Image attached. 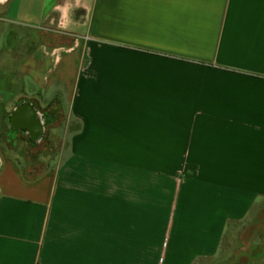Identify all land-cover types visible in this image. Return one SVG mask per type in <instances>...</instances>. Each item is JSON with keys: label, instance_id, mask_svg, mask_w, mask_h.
Returning a JSON list of instances; mask_svg holds the SVG:
<instances>
[{"label": "crops", "instance_id": "0c3cea01", "mask_svg": "<svg viewBox=\"0 0 264 264\" xmlns=\"http://www.w3.org/2000/svg\"><path fill=\"white\" fill-rule=\"evenodd\" d=\"M39 30L0 82V264H264V0H3Z\"/></svg>", "mask_w": 264, "mask_h": 264}, {"label": "rangeland", "instance_id": "374dc122", "mask_svg": "<svg viewBox=\"0 0 264 264\" xmlns=\"http://www.w3.org/2000/svg\"><path fill=\"white\" fill-rule=\"evenodd\" d=\"M11 32V48L0 56V82L10 81L23 59L37 45L39 30L22 26H9Z\"/></svg>", "mask_w": 264, "mask_h": 264}, {"label": "bare ground", "instance_id": "6f19581e", "mask_svg": "<svg viewBox=\"0 0 264 264\" xmlns=\"http://www.w3.org/2000/svg\"><path fill=\"white\" fill-rule=\"evenodd\" d=\"M0 1H3V0H0Z\"/></svg>", "mask_w": 264, "mask_h": 264}]
</instances>
